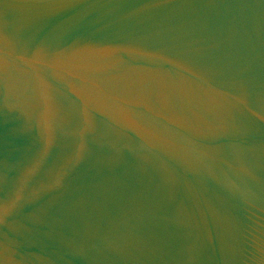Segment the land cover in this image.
<instances>
[{
	"label": "water",
	"instance_id": "obj_1",
	"mask_svg": "<svg viewBox=\"0 0 264 264\" xmlns=\"http://www.w3.org/2000/svg\"><path fill=\"white\" fill-rule=\"evenodd\" d=\"M0 264H264V0H0Z\"/></svg>",
	"mask_w": 264,
	"mask_h": 264
}]
</instances>
